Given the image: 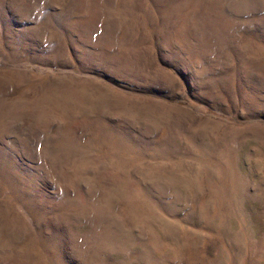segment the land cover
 <instances>
[{
  "label": "rangeland",
  "instance_id": "1",
  "mask_svg": "<svg viewBox=\"0 0 264 264\" xmlns=\"http://www.w3.org/2000/svg\"><path fill=\"white\" fill-rule=\"evenodd\" d=\"M0 264H264V0H0Z\"/></svg>",
  "mask_w": 264,
  "mask_h": 264
}]
</instances>
